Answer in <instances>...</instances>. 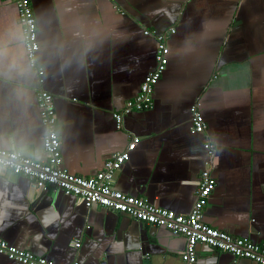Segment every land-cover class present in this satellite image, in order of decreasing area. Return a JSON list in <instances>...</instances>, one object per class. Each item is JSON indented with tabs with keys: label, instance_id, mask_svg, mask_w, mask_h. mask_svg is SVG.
<instances>
[{
	"label": "crops",
	"instance_id": "obj_1",
	"mask_svg": "<svg viewBox=\"0 0 264 264\" xmlns=\"http://www.w3.org/2000/svg\"><path fill=\"white\" fill-rule=\"evenodd\" d=\"M30 1L41 82L13 0H0V149L46 161L37 103L45 90L70 173L94 175L136 135L115 189L187 214L208 168L216 185L204 223L264 249V0ZM145 29L167 33L168 63L153 107L124 115L117 128L112 112L155 66L157 40ZM192 105L202 133L192 132ZM0 239L53 264H179L186 245L183 235L86 207L8 169H0ZM0 264L20 263L0 254ZM195 264L257 263L197 244Z\"/></svg>",
	"mask_w": 264,
	"mask_h": 264
},
{
	"label": "built area",
	"instance_id": "obj_2",
	"mask_svg": "<svg viewBox=\"0 0 264 264\" xmlns=\"http://www.w3.org/2000/svg\"><path fill=\"white\" fill-rule=\"evenodd\" d=\"M13 2L17 9L29 65L41 82L44 69L36 62L39 44L31 1L13 0ZM174 31V28H170L168 32L173 33ZM143 32L146 35H154L157 40L155 66L144 76L136 95L126 100L120 109L112 112L117 128L123 127L124 115L153 107V88L168 63L167 33H158L147 29ZM37 103L40 109L41 123L45 128L42 146L47 156L46 161H36L18 150L0 149V169H8L15 174L23 175L36 182L44 190L51 187L54 190L62 191L65 195H72L78 203H83L86 207L96 203L108 210L125 213L135 220L161 226L174 234L185 236L186 245L180 256L179 264H195L197 244H204L218 251L227 252L236 259L247 258L257 264H264V249L259 244L204 223V209L216 185L208 168L200 173L195 200L189 213L181 214L167 208L156 207L143 197L124 193L112 185L114 173L129 158V152L135 149L140 137L130 135L126 149L113 154L104 162L103 168L94 175L88 177L75 175L62 166L61 140L57 131L58 124L53 96L45 90H40L37 94ZM190 114L192 132H204L205 123L196 105L190 107ZM205 147L209 153L213 154L212 145L206 144ZM79 244V241L75 242L76 246ZM0 254L20 264H53L45 256H37L29 251L16 248L2 239H0ZM71 264L80 263L73 261Z\"/></svg>",
	"mask_w": 264,
	"mask_h": 264
}]
</instances>
